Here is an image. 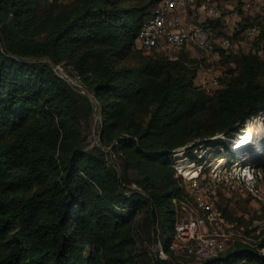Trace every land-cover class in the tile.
<instances>
[{
    "label": "trees",
    "instance_id": "trees-1",
    "mask_svg": "<svg viewBox=\"0 0 264 264\" xmlns=\"http://www.w3.org/2000/svg\"><path fill=\"white\" fill-rule=\"evenodd\" d=\"M158 1L0 0V264H167L143 234L174 255L190 195L175 151L193 157L201 143L221 158L229 145L215 136L264 109L253 50L222 52L235 66L209 94L187 53L137 47ZM131 171L138 189L125 185ZM200 264H264V253L236 241Z\"/></svg>",
    "mask_w": 264,
    "mask_h": 264
},
{
    "label": "built area",
    "instance_id": "built-area-1",
    "mask_svg": "<svg viewBox=\"0 0 264 264\" xmlns=\"http://www.w3.org/2000/svg\"><path fill=\"white\" fill-rule=\"evenodd\" d=\"M228 7V9L221 8L215 0H159L139 30L137 47L144 51L158 52L172 60L179 58L180 51L189 43L211 49L219 58L222 57V52L230 55L251 50L264 58L263 24L245 21L250 15L254 17L258 15L257 13L264 14V0H235V3ZM216 21H219L218 27L223 30L220 35L215 26ZM222 77L223 74L211 70L201 75L197 84L207 93L213 94L221 87ZM254 117L251 116L247 123ZM243 127L232 134L233 139L229 146L235 154L241 153L237 154L238 158L233 160L232 157H228L226 163H215L232 164L227 182L222 180L225 173L210 176L206 182H200L197 176H190L188 180V187L196 205L204 212L202 215L188 217L177 225V233L172 240L171 249L177 251L184 244L187 254L191 258L194 257L184 264H200L203 259L215 256L231 247L228 242L220 241L216 236L206 240L205 243L204 239L197 245L188 243L192 239L201 238L209 224L218 221L229 227L233 226L230 235L238 239L234 241L251 243L264 253V244L259 245L264 240V165L257 163L255 159L258 156L253 154L252 149L244 152L245 146L233 149L234 139L244 129ZM225 136H227L225 133H221L215 137L223 139ZM262 149L260 154L264 153V143ZM217 158H214L215 162ZM219 184L225 185L230 195L247 194L262 202L259 203L260 217L254 219L249 217L253 221L236 224L226 219L222 209L215 203ZM125 185L138 189L134 183L131 185L125 182ZM155 252L162 258L167 257L161 242L155 244Z\"/></svg>",
    "mask_w": 264,
    "mask_h": 264
},
{
    "label": "rangeland",
    "instance_id": "rangeland-1",
    "mask_svg": "<svg viewBox=\"0 0 264 264\" xmlns=\"http://www.w3.org/2000/svg\"><path fill=\"white\" fill-rule=\"evenodd\" d=\"M217 2L221 8L228 9L229 8L228 6L235 3V0H219ZM257 14L258 15L254 17L250 15L248 17L249 18L248 22L250 23L253 22L257 17L260 20L259 23L263 24L264 14L261 13H257ZM216 23L215 26L218 28L217 31L219 33L217 34L220 35L223 33V30L220 27H218ZM181 52L187 53L189 59H196L197 63H199V72L195 79L196 84L197 82H199L200 76L206 72H211V70L218 71V73L221 75V74H225L226 70L230 66L232 67L235 66L234 62L232 61L224 63L223 59L215 56L214 52L211 49L201 48L192 43H189L187 46H185L180 51V54ZM56 70L63 77H68L62 66L57 65ZM69 79L72 83L79 84V82L76 79L74 78H69ZM254 116H255L254 118L260 117L264 125V109ZM98 119H99L98 114H95V121L90 129L89 137H88L89 146H93L94 144L99 143L98 135H97ZM248 128L245 127V130ZM230 137L228 136L223 137V140H225L229 146L233 139L232 135ZM261 138L262 140L264 139V134ZM261 138H258L257 140L259 141ZM251 141L256 142L254 140ZM253 142L245 145L243 151H249V149H252L253 148L252 146L254 145ZM196 145L199 146L193 150V154H194L193 157L190 154H188L187 148H179L174 153V164L176 166L177 172L182 175L183 183L186 185L187 190L190 194L189 196H186L187 198L185 200H183L181 203L177 205V215L179 222H182L183 220H186L188 217L191 216L202 215L204 212L196 205L194 196L188 187V180L190 176H197L200 182H206L209 180L210 176H216L217 174H223V173H225V175L222 177V180L227 182V178L228 176H230L229 170H230V166L232 165L231 163H228L226 165L215 164V163L223 164L226 162L220 163L218 160L215 162L214 158L217 156L215 155L214 151H212L213 149H211L207 145L201 143H198ZM221 149H222V154L224 155L223 157H226L227 161H228V157H232V159L234 160L238 158L237 154H241L239 152L235 154L230 148L226 150L224 148ZM256 156H258L255 159L257 160V163L259 165L260 163L261 165H264V153L262 154L258 153ZM221 158L218 157L217 159H221ZM189 167L190 169L195 170L196 173L193 175L190 174L189 169L186 170ZM129 176L130 177L126 179L127 182H129V184L131 185L133 183L136 185L137 183L139 184L138 179L140 178L138 177L139 174L137 173V171H131ZM217 192H218L217 199L215 200L216 206L221 207L223 210L225 206L229 207L230 211L232 212L231 215H227V214L224 215L226 216V219H229L231 222H234V224H236L237 222H250L253 221L251 219L260 217L258 215L259 206H260L259 203L262 202H260L258 199H253L251 196L247 194L242 195L241 193L230 195L225 185H221L219 188H217ZM249 217L251 219H249ZM232 227L227 226L225 223H222L221 221L215 222L213 224H209L208 229L204 231L205 234L201 238L192 239L188 243L197 245L199 242H203L202 239H204V243H205L206 240L212 238L213 236H216V238H218L220 241L228 242V244H230L229 246H232L234 245V242H236L234 240H238L235 239L236 238L235 236L230 235L232 232ZM143 235H144L143 239L145 238L146 240L147 248L152 252L153 256H155L154 240L152 238L149 239L146 233ZM173 254L174 255L171 257L169 256V254H167L168 257L166 260L167 264H184L187 263L188 260L194 258V257L191 258V256L187 254L184 244H182V246L177 251H174Z\"/></svg>",
    "mask_w": 264,
    "mask_h": 264
},
{
    "label": "bare ground",
    "instance_id": "bare-ground-1",
    "mask_svg": "<svg viewBox=\"0 0 264 264\" xmlns=\"http://www.w3.org/2000/svg\"><path fill=\"white\" fill-rule=\"evenodd\" d=\"M253 119H254V121H253ZM253 119H251L252 122H251V125L248 129L245 130V128H244L241 130V132L239 134H237V137L234 139V142H233V144L235 145L234 149L241 148V147L253 142L251 140L256 141L258 138H261L263 136L264 125L262 123L261 118L257 117V118H253ZM243 133H244V135H243ZM253 143H254V145L252 146L253 147L252 148L253 154L256 155L258 153H261V150H263L262 145L264 143V139L263 140L261 139L259 141L257 140L256 142H253ZM218 161L220 163H223V162H227V159H226V157H222L221 159H218ZM188 169H189L190 174L193 175L196 173L195 170L190 169V167L187 168L186 170H188Z\"/></svg>",
    "mask_w": 264,
    "mask_h": 264
},
{
    "label": "water",
    "instance_id": "water-1",
    "mask_svg": "<svg viewBox=\"0 0 264 264\" xmlns=\"http://www.w3.org/2000/svg\"><path fill=\"white\" fill-rule=\"evenodd\" d=\"M247 123H245L243 126H245ZM240 131V130H239Z\"/></svg>",
    "mask_w": 264,
    "mask_h": 264
}]
</instances>
